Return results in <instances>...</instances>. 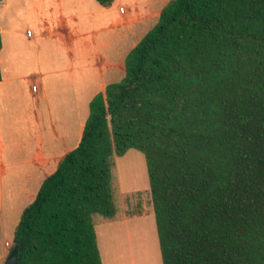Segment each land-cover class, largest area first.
<instances>
[{
    "label": "trees",
    "instance_id": "1",
    "mask_svg": "<svg viewBox=\"0 0 264 264\" xmlns=\"http://www.w3.org/2000/svg\"><path fill=\"white\" fill-rule=\"evenodd\" d=\"M109 7L114 0H95ZM145 159L161 264H264V0H171L21 214L18 264H103L114 158Z\"/></svg>",
    "mask_w": 264,
    "mask_h": 264
},
{
    "label": "crops",
    "instance_id": "2",
    "mask_svg": "<svg viewBox=\"0 0 264 264\" xmlns=\"http://www.w3.org/2000/svg\"><path fill=\"white\" fill-rule=\"evenodd\" d=\"M12 1L0 6V264L21 214L79 145L91 100L123 79L171 0H26L8 17Z\"/></svg>",
    "mask_w": 264,
    "mask_h": 264
},
{
    "label": "rangeland",
    "instance_id": "3",
    "mask_svg": "<svg viewBox=\"0 0 264 264\" xmlns=\"http://www.w3.org/2000/svg\"><path fill=\"white\" fill-rule=\"evenodd\" d=\"M5 1L0 0V6ZM25 1L13 0L8 17L13 11H17L18 17L20 12L24 13ZM97 60L100 61L99 57ZM120 81L121 78L112 83ZM72 97L73 92L69 90L65 99L68 102ZM114 163L118 218L95 220L102 260L104 264H129L130 260L133 264H161L144 156L130 150L121 158L115 157Z\"/></svg>",
    "mask_w": 264,
    "mask_h": 264
},
{
    "label": "water",
    "instance_id": "4",
    "mask_svg": "<svg viewBox=\"0 0 264 264\" xmlns=\"http://www.w3.org/2000/svg\"><path fill=\"white\" fill-rule=\"evenodd\" d=\"M20 244H15L3 264H18Z\"/></svg>",
    "mask_w": 264,
    "mask_h": 264
}]
</instances>
